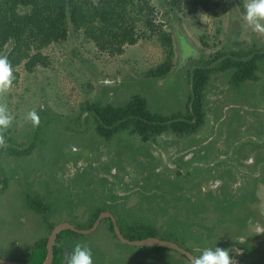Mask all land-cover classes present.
<instances>
[{
  "label": "rangeland",
  "instance_id": "374dc122",
  "mask_svg": "<svg viewBox=\"0 0 264 264\" xmlns=\"http://www.w3.org/2000/svg\"><path fill=\"white\" fill-rule=\"evenodd\" d=\"M143 3L156 30L140 25V38L121 54L100 51L70 29L66 40L43 49L47 66L31 73L19 66L18 80L0 95V104L13 116L0 146V165L8 178L7 188L0 190V258L24 261L26 249L49 234L42 216L25 202L26 194H37L53 225L68 221L88 228L96 211L108 210L123 230L152 226L194 256L217 246L240 249L241 254L231 253L237 264H264V237L253 227L246 229L249 204L241 200L250 189L254 201L256 186L252 180L241 186L239 176L249 171L254 176L257 167L248 169L237 159L243 144L264 142V57L256 78L238 85L232 69L215 71L212 60L217 53L264 54V35L245 25L244 0L242 9L225 0L214 10L186 14L168 0ZM176 30L189 53L183 54ZM163 34L172 38V67L163 77H151L148 70L166 58ZM9 49L8 44L0 56ZM200 66L213 71L204 89V122L196 133H162L147 142L128 131L110 140L96 134L93 115L85 108L92 102L119 106L137 94L152 112L183 116L191 71ZM33 110L40 118L36 127L26 118ZM31 142L27 156L1 153L11 144ZM242 237L247 239L240 243ZM76 243L91 249L93 264H190L172 249L121 243L107 219L90 234L69 237L67 253Z\"/></svg>",
  "mask_w": 264,
  "mask_h": 264
},
{
  "label": "trees",
  "instance_id": "16d2710c",
  "mask_svg": "<svg viewBox=\"0 0 264 264\" xmlns=\"http://www.w3.org/2000/svg\"><path fill=\"white\" fill-rule=\"evenodd\" d=\"M168 1L172 7L184 14L197 13L200 10L211 11L225 5V0ZM142 2L144 0H0V55L9 44L10 49L5 56L13 69V82L19 78L18 67L21 65L28 73L33 72L38 66H47L48 57L43 53V49L52 43L66 40L70 29L80 32L100 51L112 56L121 54L126 45H133L140 38V25L150 29L151 32L156 30L150 15H144L146 3L142 4ZM234 3L243 8V0H234ZM149 11L152 16V9ZM162 37L166 44L164 48H167L165 49L166 58L159 65L148 70L147 75L151 77H163L172 67V50H168L172 38L169 34H163ZM263 57L264 54L259 51L249 56L238 52H232L229 55L217 53L212 58L217 61L213 69L215 71L232 69V82L238 85L245 80L256 78L258 60ZM212 71L207 66L192 69L189 106L183 116L152 112L148 109L146 99L137 94L119 106L92 102L85 108L93 115L96 134L104 140H110L124 131L137 136L141 142L153 140L154 136L168 132L178 136L193 134L204 122V89ZM33 146L32 142L27 146L21 144V147L11 144L2 149L1 153L6 151L11 156H27L32 152ZM7 184L8 178L0 165V190H5ZM25 202L29 209L42 216L50 232L53 224L47 220L48 206L42 198L37 194H26ZM100 211L102 210L94 213L92 222ZM104 219L109 221V230L116 238L110 219ZM75 226L85 228V226ZM119 227L129 239H142L148 236L168 239L161 236L162 234L156 228L146 224L131 225L126 230H123L120 225ZM78 236L84 235L71 230L62 231L58 235L54 245L53 264H65L67 253L65 241L69 237ZM46 239L47 236L35 240L26 249L23 262L41 264L47 253ZM146 249L167 250L163 247Z\"/></svg>",
  "mask_w": 264,
  "mask_h": 264
},
{
  "label": "clouds",
  "instance_id": "9594fccd",
  "mask_svg": "<svg viewBox=\"0 0 264 264\" xmlns=\"http://www.w3.org/2000/svg\"><path fill=\"white\" fill-rule=\"evenodd\" d=\"M243 20L247 27L259 35H264V0H244ZM13 69L6 56H0V95L7 93L13 82ZM34 127L40 123L36 111H30L26 117ZM13 116L6 104H0V146L5 144L3 136L12 124ZM242 243V241H239ZM232 252L241 254L240 249H224L215 246L206 247L198 256L190 257V264H237ZM65 264H93L92 251L82 243H76L65 257Z\"/></svg>",
  "mask_w": 264,
  "mask_h": 264
},
{
  "label": "water",
  "instance_id": "95a60500",
  "mask_svg": "<svg viewBox=\"0 0 264 264\" xmlns=\"http://www.w3.org/2000/svg\"><path fill=\"white\" fill-rule=\"evenodd\" d=\"M176 37L179 42V46L184 54L189 53V46L187 41L185 40V37L182 36L178 30H176ZM104 218H109L112 224L113 232L116 236V238L124 244H128L131 246L141 247V248H152V247H163L167 249H172L180 254L184 255L189 261L190 257L194 256L192 252H190L188 249L183 248L179 244H177L174 241H171L169 239L160 238L158 236H148L142 239H129L126 237L117 222L116 217L108 210H102L99 212L93 223L88 228H79L68 221L59 222L53 225L51 228L49 234L47 235L46 239V256L44 261L41 264H53L54 260V245L56 243V240L58 238V235L65 230H71L73 232L87 235L92 233L96 230L98 225L100 224L101 220ZM0 264H27L23 261H17V260H10V259H4L0 258Z\"/></svg>",
  "mask_w": 264,
  "mask_h": 264
},
{
  "label": "flooded vegetation",
  "instance_id": "af4514ba",
  "mask_svg": "<svg viewBox=\"0 0 264 264\" xmlns=\"http://www.w3.org/2000/svg\"><path fill=\"white\" fill-rule=\"evenodd\" d=\"M239 157L237 158L241 165L256 168V174L251 176L250 171L248 173H239L241 179V186H247V181L252 180L253 185L256 186L255 199L251 200V191L249 189L245 190V194L241 197L242 202H247L249 204L248 217L246 218V229H257L258 236L264 237V142H247L242 145V148L239 150ZM259 159V160H258ZM238 178V177H237ZM231 179L230 181H232ZM255 207H258L256 211ZM247 237H242L241 241L245 242ZM254 244L263 245L260 241H255Z\"/></svg>",
  "mask_w": 264,
  "mask_h": 264
}]
</instances>
